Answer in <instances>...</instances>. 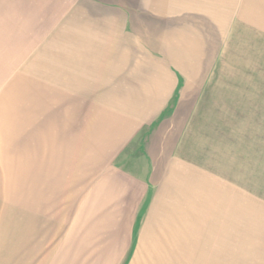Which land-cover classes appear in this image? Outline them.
I'll return each instance as SVG.
<instances>
[{"label": "rangeland", "instance_id": "374dc122", "mask_svg": "<svg viewBox=\"0 0 264 264\" xmlns=\"http://www.w3.org/2000/svg\"><path fill=\"white\" fill-rule=\"evenodd\" d=\"M67 10L72 11L52 6L51 29L46 23L44 39L36 30L28 38H21L19 31L13 33L16 38L10 33L0 37V264H264V118L252 128L251 120L245 124L248 118L231 119L237 115L236 106L244 107L251 96L264 98V43L259 47L245 38L259 54H251L250 47L245 49L247 54L225 56L232 61L223 63L222 70L159 72L150 69L154 64L149 56L112 54L113 41L107 43V38L95 40L99 48L93 52L82 51L88 40L76 36L79 24L74 15H62ZM260 10L264 15V7ZM260 27L264 29V23ZM67 34L68 38L64 37ZM31 45L37 52L28 59ZM43 48L45 54L40 53ZM239 58H244L243 62ZM174 79L203 82L202 93L226 101L216 108L228 111L227 121H218L242 122L234 125L236 154H232L236 158L227 155L226 160L228 149L223 150L214 136L211 158L206 157L221 177L222 164L227 161L243 168L237 174L242 188L213 182L211 199L207 193L206 205L195 202L196 212L188 216L190 221L182 215L179 222H159L157 211L146 218L142 215L133 233L138 236L137 243L121 262L123 248L110 246L111 241L94 231L99 224L93 220L91 190L99 167L95 166L94 151L88 149L91 145L85 142L82 151L54 150L56 144L48 145L58 138L67 139L63 141L67 144L69 138L76 137L70 130L60 133L61 123L67 122V116L60 121V106L66 111L60 85L66 83L72 92L65 93V89L63 93L71 97L77 91L100 98L107 96L109 82ZM250 130L253 136L246 133ZM90 137L85 135V141H91ZM256 158L258 175H253ZM78 194L82 197L75 206ZM236 211L239 214H234ZM110 233L124 238L122 231Z\"/></svg>", "mask_w": 264, "mask_h": 264}, {"label": "crops", "instance_id": "0c3cea01", "mask_svg": "<svg viewBox=\"0 0 264 264\" xmlns=\"http://www.w3.org/2000/svg\"><path fill=\"white\" fill-rule=\"evenodd\" d=\"M52 6L72 9L62 15L75 16L79 24L76 36L88 40L81 46L82 51L93 52L99 48L95 40L107 38V43L113 41L112 54L149 56L154 64L150 69L159 72L222 70L223 63L232 61L227 60L229 55L244 54L250 47L251 54H259L256 46L248 45L245 38L259 47L264 43V29L260 27L264 23L260 10L264 0H0V37L10 33L16 38L13 33L19 31L21 38H28L36 30L44 39L46 23L47 29H51ZM64 37L68 38V34ZM32 48L31 45L27 49L28 59L37 52ZM45 49L38 50L44 53ZM253 61L258 63V59ZM177 79L109 82L107 96L100 98L77 91L71 97L65 94L72 92L66 83L60 85L61 103L66 97V111L60 106V121L67 116L60 133L68 134L70 130L69 134L76 137L69 138L67 144L64 143L67 139L58 138V142L48 145L56 144L52 148L61 151H82L85 142L91 145L87 148L94 151L95 166L99 167L91 190L93 220L99 224L94 231L100 238L111 241L110 246L123 248L121 262L137 243L138 236L133 233L142 215L146 218L157 211L159 222H179L182 215L190 221L188 216L196 212L195 202L200 200V204L203 201L206 205L207 193L211 199L213 182L242 188L238 185L243 181L237 174L243 168L240 170L237 164L227 161L222 164L223 178L207 162L211 158L213 136L220 139L216 143L223 150L228 149L226 160L228 156L235 157L233 139L242 122L222 124L218 120H226L228 111L220 112L216 107L222 108L226 101L202 93L203 82ZM260 96H251L244 107L236 106L237 115L231 119L248 118L245 124L251 120L250 128L254 122L259 123V118H264V98L260 100ZM246 133L253 136L254 132ZM88 134L91 141H85ZM253 140L256 142V138ZM254 162L257 166L253 165V175H258L254 170L259 167L258 159ZM81 197L75 196V206ZM189 208H193L190 213ZM210 214L209 205L207 215ZM108 231H122L124 238Z\"/></svg>", "mask_w": 264, "mask_h": 264}]
</instances>
